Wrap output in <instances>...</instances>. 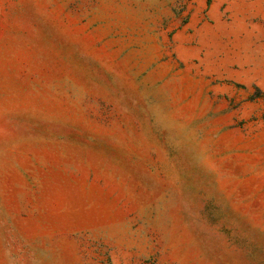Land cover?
I'll return each instance as SVG.
<instances>
[{
  "label": "rangeland",
  "instance_id": "rangeland-1",
  "mask_svg": "<svg viewBox=\"0 0 264 264\" xmlns=\"http://www.w3.org/2000/svg\"><path fill=\"white\" fill-rule=\"evenodd\" d=\"M0 264H264V0H0Z\"/></svg>",
  "mask_w": 264,
  "mask_h": 264
}]
</instances>
